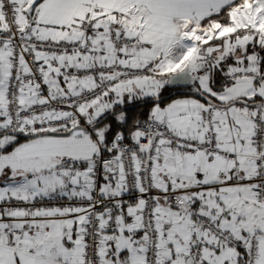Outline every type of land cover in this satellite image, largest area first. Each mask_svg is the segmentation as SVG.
Instances as JSON below:
<instances>
[{"label":"snow or ice","instance_id":"6c2138e0","mask_svg":"<svg viewBox=\"0 0 264 264\" xmlns=\"http://www.w3.org/2000/svg\"><path fill=\"white\" fill-rule=\"evenodd\" d=\"M0 264H264V0H0Z\"/></svg>","mask_w":264,"mask_h":264}]
</instances>
